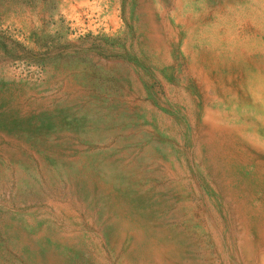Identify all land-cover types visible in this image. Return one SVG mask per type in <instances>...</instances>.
Segmentation results:
<instances>
[{"label":"rangeland","instance_id":"374dc122","mask_svg":"<svg viewBox=\"0 0 264 264\" xmlns=\"http://www.w3.org/2000/svg\"><path fill=\"white\" fill-rule=\"evenodd\" d=\"M0 264H264V0H0Z\"/></svg>","mask_w":264,"mask_h":264}]
</instances>
